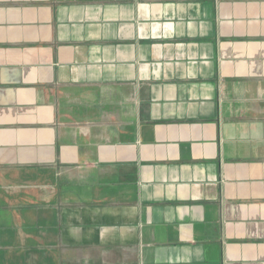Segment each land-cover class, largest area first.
Listing matches in <instances>:
<instances>
[{
	"label": "crops",
	"instance_id": "crops-1",
	"mask_svg": "<svg viewBox=\"0 0 264 264\" xmlns=\"http://www.w3.org/2000/svg\"><path fill=\"white\" fill-rule=\"evenodd\" d=\"M0 264H264V0H0Z\"/></svg>",
	"mask_w": 264,
	"mask_h": 264
}]
</instances>
